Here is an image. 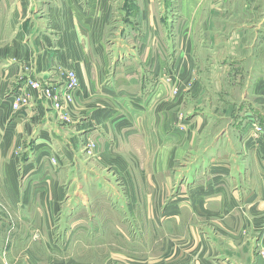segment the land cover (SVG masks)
<instances>
[{
    "label": "crops",
    "instance_id": "1",
    "mask_svg": "<svg viewBox=\"0 0 264 264\" xmlns=\"http://www.w3.org/2000/svg\"><path fill=\"white\" fill-rule=\"evenodd\" d=\"M120 9L131 48L108 38L111 0H0L1 186L14 209L0 216V264H264V0H122ZM174 22L179 35L171 42L162 29L167 53L153 54L159 28ZM201 50L213 52L206 68ZM67 71L79 85L62 123L44 91L63 87ZM84 153L129 189L114 198L117 211L92 195L104 182L90 171L76 196L44 173L51 155L60 172L88 170ZM147 181L149 213L135 194Z\"/></svg>",
    "mask_w": 264,
    "mask_h": 264
},
{
    "label": "rangeland",
    "instance_id": "2",
    "mask_svg": "<svg viewBox=\"0 0 264 264\" xmlns=\"http://www.w3.org/2000/svg\"><path fill=\"white\" fill-rule=\"evenodd\" d=\"M121 3L122 0H111V5H112V12H111V19H110V23H109V27L107 29V35L109 39H114V38H118L120 41L124 40V43L126 44L127 47L131 48L133 45L136 46L138 43L134 40L129 41L128 40V34H130V26L128 25V23H125L122 21L121 17H123L124 11H122L121 8ZM161 3H163V0H161ZM174 13V12H172ZM161 16H164V18H167V14L164 13H159ZM133 19V18H131ZM168 19V18H167ZM163 23V22H162ZM161 24V26H163V24ZM176 23L174 22L173 25L168 28V26H166L165 28H159V32L161 33L162 29L164 30V37L168 36L169 40L172 42L173 40L172 37H175L176 35H179L180 33V28H178V25H175ZM133 25V24H132ZM164 27V26H163ZM123 29V30H122ZM124 31V33H123ZM170 33H172L173 35H171ZM167 34V35H166ZM161 35L159 36H155V38H153V43L155 45H160L159 46H153V54L157 53L158 55H160L158 48L164 52V54L167 53V50L165 49V39H161L160 41H158L157 39H159ZM181 37V34H180ZM245 41V40H244ZM112 46V44H111ZM169 47L170 49L172 48L171 43H169ZM134 49V48H133ZM200 52V53H198ZM197 52V58H199V61L202 65L203 68H206L207 66H210V62H212L213 60V52H207L206 50H201ZM220 55V54H219ZM155 61V60H154ZM153 64V63H152ZM247 67V66H246ZM246 69V68H245ZM247 70V69H246ZM204 71V70H203ZM207 71H212V70H207ZM73 71H67L64 75L66 76V74L68 73H72ZM76 75V74H75ZM166 82L170 81V77L168 75L163 76ZM78 81V80H77ZM79 83L77 82V85L74 87H70L68 86V79H66V82L63 83V87H61L60 89H54L53 92H45L44 91V100L48 101L51 103V106L49 104V112L50 114H55L56 118L58 119V121L62 122V123H70L72 120V116H71V100L73 99L74 94L76 93V90L78 88ZM40 86V85H39ZM239 94V92H236L237 96ZM25 102L27 101V104L25 106H29V98L25 97ZM14 109L15 106H13ZM259 126V125H258ZM260 127V126H259ZM261 128V127H260ZM254 131L255 133H261L262 129L260 131H257L254 127ZM95 142H93L92 144H88L91 145L92 147L95 146ZM87 144H84L82 146V149L86 146ZM85 154V153H84ZM99 155H96L95 153L93 154H85L84 155V160H87V162H84L86 165H88V170H86V168L84 167V165H77L76 166H71V170L68 167H65L63 169V172L59 171L60 166L57 165L55 159L53 155L51 156H44L41 159V162L43 163V168H47V170L44 172L45 174L47 173L49 176H51V178H56L57 174L59 173V182L62 183V190H63V194L66 196H76V195H81V194H86V190L85 188L82 189L81 185H82V181L84 180V175L90 171V175H94L95 178L100 179L101 181L104 182V186H101L99 189L96 188H92V195H96L98 192H100V194H103L104 197L109 198L110 203L108 204L109 208H111V210L117 211L118 205L116 204L117 202L115 201V197H123V196H127L129 193V189L125 188L124 185L122 184L123 179L119 176V173L114 171L112 169V167L110 166H103L100 164L101 159H99ZM97 159V160H96ZM66 160V159H64ZM143 161L147 160V157H142ZM67 161V160H66ZM56 163V164H55ZM22 164H23V158L22 156H19L18 161L15 165V170H14V178L15 181L20 182L22 179ZM66 163L63 161V165H65ZM43 173V174H44ZM151 173L150 172H146V175L143 173L144 178L143 179H150L149 175ZM132 175V179H134L133 177V173L131 172ZM43 176V175H42ZM45 178H47V175H44ZM5 178V172H2V170L0 171V216L1 217H7L8 219L11 217L10 212H13L14 209L11 208L10 204L7 203V201L5 200L4 196V190L1 186V179ZM137 180V178H135ZM148 181L147 184L144 188L137 186L135 187V194L136 196L139 198H143L146 199L145 201H147V213H149L151 211V207H153V203L152 199H153V195H155V190H153V188H150L148 185ZM73 182V184H72ZM140 184V183H139ZM19 187H17L15 189L17 195L21 196V195H25L28 194L27 193V188H23L22 186L20 187V184H18ZM104 188V190H103ZM38 188H34L32 193H34L35 196H41L42 193L38 192ZM178 192H180L179 187L172 189L171 191H169V193L167 194V196H172V195H176ZM2 195V196H1ZM116 204V205H115ZM119 208L120 205H119ZM144 206L142 207V211L144 212ZM130 218V216H129ZM129 238V240L132 241V237L127 236ZM145 244V241L143 240V243Z\"/></svg>",
    "mask_w": 264,
    "mask_h": 264
},
{
    "label": "built area",
    "instance_id": "3",
    "mask_svg": "<svg viewBox=\"0 0 264 264\" xmlns=\"http://www.w3.org/2000/svg\"><path fill=\"white\" fill-rule=\"evenodd\" d=\"M66 78L68 79V86L74 87L77 85V77L74 72L66 74ZM31 88L36 89L39 88V84L37 83H30L29 84ZM25 98L22 99L23 102H25ZM257 131H260L261 128L259 126H254Z\"/></svg>",
    "mask_w": 264,
    "mask_h": 264
}]
</instances>
